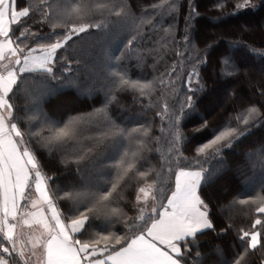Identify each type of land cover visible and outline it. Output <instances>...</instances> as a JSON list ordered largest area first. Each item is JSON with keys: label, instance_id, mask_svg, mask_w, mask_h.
I'll return each instance as SVG.
<instances>
[{"label": "snow or ice", "instance_id": "obj_1", "mask_svg": "<svg viewBox=\"0 0 264 264\" xmlns=\"http://www.w3.org/2000/svg\"><path fill=\"white\" fill-rule=\"evenodd\" d=\"M257 31L264 0H0V264H264Z\"/></svg>", "mask_w": 264, "mask_h": 264}, {"label": "trees", "instance_id": "obj_2", "mask_svg": "<svg viewBox=\"0 0 264 264\" xmlns=\"http://www.w3.org/2000/svg\"><path fill=\"white\" fill-rule=\"evenodd\" d=\"M211 2L212 0H200L201 5H209ZM244 19L249 20L250 18L245 17ZM258 20H259V17L257 16L256 18L250 20V22L257 23ZM252 39H253V42L259 44L262 40H264V33L257 31L254 33ZM239 55H243V53H239ZM230 164H231L232 169L242 168L245 166V160L240 156H233L230 159ZM226 179H229V178H226ZM243 190L249 191L250 190L249 186L245 185ZM253 259H254V264H259V254H257V256L254 257Z\"/></svg>", "mask_w": 264, "mask_h": 264}]
</instances>
